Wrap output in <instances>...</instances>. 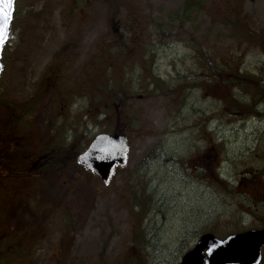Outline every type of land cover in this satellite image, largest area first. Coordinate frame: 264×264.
Listing matches in <instances>:
<instances>
[{
  "label": "rangeland",
  "instance_id": "374dc122",
  "mask_svg": "<svg viewBox=\"0 0 264 264\" xmlns=\"http://www.w3.org/2000/svg\"><path fill=\"white\" fill-rule=\"evenodd\" d=\"M105 1L17 0L0 125L11 111L30 122L12 131L0 264H173L186 230L225 237L264 225V99L252 86L264 73V0ZM229 78L259 115L226 113ZM118 95L124 106H113ZM116 130L129 157L109 184L79 163L52 167L61 147L79 153ZM208 148L210 188L191 178ZM135 229L155 247L141 237L136 249Z\"/></svg>",
  "mask_w": 264,
  "mask_h": 264
},
{
  "label": "water",
  "instance_id": "95a60500",
  "mask_svg": "<svg viewBox=\"0 0 264 264\" xmlns=\"http://www.w3.org/2000/svg\"><path fill=\"white\" fill-rule=\"evenodd\" d=\"M15 1L11 9V22ZM6 41L0 44V76L3 70L2 52ZM128 149L126 134L99 133L79 154L78 160L82 166L94 171L104 184H108L116 167L127 164ZM263 246L264 228L238 232L225 238L216 237L213 233H205L197 244L185 253L178 264H260Z\"/></svg>",
  "mask_w": 264,
  "mask_h": 264
},
{
  "label": "flooded vegetation",
  "instance_id": "af4514ba",
  "mask_svg": "<svg viewBox=\"0 0 264 264\" xmlns=\"http://www.w3.org/2000/svg\"><path fill=\"white\" fill-rule=\"evenodd\" d=\"M102 1L106 2L105 0H102ZM111 1L113 0H108V2H111ZM16 13H17V10H16ZM16 13H15V16H16ZM15 16H14V20H15ZM47 81H48V76H45L41 82L46 83ZM121 104H122V101L115 103L116 107L122 106ZM16 115L17 113H14L12 111L9 112L8 120L4 122V125H0V196L2 195L3 192L10 190V186L6 182L5 178L11 175H17V168L15 164V161H17V152L15 153V150L13 149V141L16 136L12 134V131L18 125L17 123L18 119ZM211 155L212 153L210 152V148H208V153H204L203 156H200L198 158V161L196 162V167H195L196 171L194 172L195 174L191 173L192 179H194L193 176L196 178L203 176V182L206 181L205 183L208 184L207 186H209V188H210V183H212L213 185H217V181L213 180L212 178H216L217 180H219L218 175H217L218 172H213L214 170L212 171L211 174L210 172H207L209 171V167H210V161H208V158ZM36 163L34 164L37 165ZM11 182L17 185L18 177L17 178L15 177L13 180L11 179ZM2 183L4 184V189L2 187ZM34 210H36V212L38 213L42 209H34ZM1 212L2 211L0 209V226L3 225L1 222ZM64 214H65V210H64ZM205 232H209V231L204 230L203 232H197V234H189L188 230H186L184 233L182 232L180 236H181V239H184V240L186 239V241L183 244L186 245L187 250H189L198 241L199 237ZM193 242L194 244L192 245Z\"/></svg>",
  "mask_w": 264,
  "mask_h": 264
},
{
  "label": "trees",
  "instance_id": "16d2710c",
  "mask_svg": "<svg viewBox=\"0 0 264 264\" xmlns=\"http://www.w3.org/2000/svg\"><path fill=\"white\" fill-rule=\"evenodd\" d=\"M236 17L237 19L239 17L237 13H236ZM261 48L264 52V42L261 43ZM205 61L206 62H205L204 68H207L209 72L212 70L214 71L218 70V68L215 65L217 63L214 61V59H208L205 57ZM216 83H217L216 80L215 82L211 80V84H216ZM225 83H226L225 85L226 91L223 92V97L221 98V101H225L226 113L239 115L247 109L246 112H250V110H255L258 113V115L260 114V111H257L255 107V105L257 104L256 101L255 102L250 101V103H247V102L241 101L239 98L235 96V89H237V84H241L242 86L244 85V83H242V80L237 83L234 79L229 78L225 81ZM252 86L254 87V90L256 91L257 96L258 97L260 96L261 98L264 99V73L259 74L254 78V80L252 81ZM227 88H229L231 91H229V89ZM177 93L180 95V92H177ZM240 118H246V117L243 116ZM109 120L110 119H108L107 121ZM61 148L56 152L55 155H52V154L50 155V161L55 164L52 167H54L57 170L59 169V167H65L66 171H70L69 168L72 167V164L74 165L78 163V160H77L78 151L75 153L69 151L68 153V147H66V149H64L65 147H61ZM65 151H66V154H64ZM133 237H134L133 245H135V248L138 249L141 245L140 244L141 242L139 239L142 237L143 240H146L149 237V235L142 236L138 233L137 229H135ZM8 240H10V238H8ZM146 242L149 243V245L152 244V246L150 245L151 247H155V242L151 240L150 241L147 240ZM121 264H131V263L126 262V263H121Z\"/></svg>",
  "mask_w": 264,
  "mask_h": 264
},
{
  "label": "snow or ice",
  "instance_id": "6c2138e0",
  "mask_svg": "<svg viewBox=\"0 0 264 264\" xmlns=\"http://www.w3.org/2000/svg\"><path fill=\"white\" fill-rule=\"evenodd\" d=\"M13 3L14 0H0V44H3L8 38Z\"/></svg>",
  "mask_w": 264,
  "mask_h": 264
}]
</instances>
